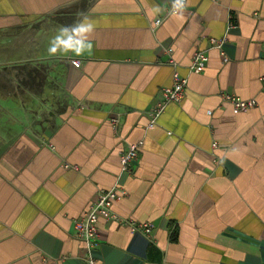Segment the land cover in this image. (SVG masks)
Here are the masks:
<instances>
[{"label":"crops","instance_id":"0c3cea01","mask_svg":"<svg viewBox=\"0 0 264 264\" xmlns=\"http://www.w3.org/2000/svg\"><path fill=\"white\" fill-rule=\"evenodd\" d=\"M170 3L0 0V264H88L74 223L115 185L128 194L114 212L151 224L153 243L102 218L97 264H264V0H187L182 18L166 16ZM78 13L97 22L91 54L49 57ZM224 36L229 62L209 50L191 75L195 52ZM175 71L185 97L150 130ZM222 93L257 105L234 115Z\"/></svg>","mask_w":264,"mask_h":264},{"label":"built area","instance_id":"2783aa9c","mask_svg":"<svg viewBox=\"0 0 264 264\" xmlns=\"http://www.w3.org/2000/svg\"><path fill=\"white\" fill-rule=\"evenodd\" d=\"M187 3V0H185ZM171 9V3L167 9L166 16H170L169 12ZM164 18L157 19L153 26L158 28L162 25ZM227 38L224 36L219 39L211 38L209 39V48L206 51H197L192 57L191 64L189 66L190 74H202L206 70V65L209 59V50H215L221 54L223 62H229V59L224 52V46L227 42ZM167 54L169 55V64L176 68L177 64L173 58V50L168 49ZM71 64L77 69L81 66L80 60H71ZM264 80V79H263ZM173 84L170 87L164 88L161 91V100L158 101L150 110V124L149 129L155 127V124L165 113V109L169 104H179L184 99V95L188 89V77L181 75L179 72L175 71L172 77ZM222 100L224 103L229 104L233 109L234 115L239 113H245L250 111L253 107L257 105L255 99L244 100L238 95H232L228 93H222ZM212 111H208V115H212ZM109 124L114 131H118V126L120 124V118L118 116H111L109 118ZM143 141L137 144L130 145L126 151L121 154L120 160V170L121 174H132L134 172L135 164L139 159V152L143 147ZM213 148L217 147L216 143H213ZM50 148L55 150L53 145ZM63 169L78 171V167L72 165L68 162H64L62 165ZM127 191L118 185L110 188V190H102L96 196V201L90 206V208L83 214L81 219H78L74 223L75 235L80 241L85 243V247L88 253L87 263L97 264L96 259L92 256L93 249L97 246L99 240V229L98 224L100 219L106 218L108 220H113L114 222L120 224L121 226H126L130 229L132 234L143 236L146 241L150 244L153 243V227L148 222H136L131 219H123L119 214H116L113 210L115 203L124 200L127 195Z\"/></svg>","mask_w":264,"mask_h":264},{"label":"clouds","instance_id":"9594fccd","mask_svg":"<svg viewBox=\"0 0 264 264\" xmlns=\"http://www.w3.org/2000/svg\"><path fill=\"white\" fill-rule=\"evenodd\" d=\"M186 8L185 0H171L170 16L182 18ZM163 9L157 5L149 10V18L152 19L161 14ZM77 21L71 26H61L49 39L47 45V55L56 56H76L82 57L91 54L93 44L91 36L97 28V22L91 19L87 13H78Z\"/></svg>","mask_w":264,"mask_h":264}]
</instances>
